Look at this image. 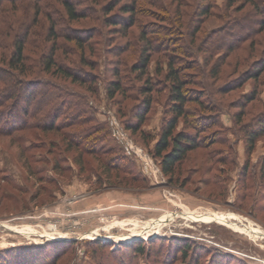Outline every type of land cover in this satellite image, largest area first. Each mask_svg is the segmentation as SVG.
Here are the masks:
<instances>
[{"label":"rangeland","instance_id":"1","mask_svg":"<svg viewBox=\"0 0 264 264\" xmlns=\"http://www.w3.org/2000/svg\"><path fill=\"white\" fill-rule=\"evenodd\" d=\"M0 7V56L8 60L13 37L23 41L32 72L20 77L22 91L35 94L20 96L0 120L4 129L24 127L0 134V257L44 246L68 247L56 264H264V0ZM52 52L76 81L43 70ZM169 65L200 104L185 105L199 146L168 178L154 173L152 151L168 107ZM250 131L260 136L246 155ZM139 245L144 252L135 255Z\"/></svg>","mask_w":264,"mask_h":264},{"label":"trees","instance_id":"2","mask_svg":"<svg viewBox=\"0 0 264 264\" xmlns=\"http://www.w3.org/2000/svg\"><path fill=\"white\" fill-rule=\"evenodd\" d=\"M2 1L6 0H0V4ZM9 1L13 2L14 0ZM63 5L68 16L72 20H75L77 18V14L75 13L74 9L71 8V5L67 2H64ZM125 12H128V10H125ZM49 30L51 34H56L52 25L49 27ZM15 31L16 30H11L9 33L11 34L12 32L15 34ZM55 37L57 38V36ZM74 39H77L79 41V37ZM74 39L71 38V40ZM77 40H75V42L79 44V47L81 49H83V44L79 43ZM23 44V41H16L13 37L11 40V52L9 54L8 60L5 61L4 58L0 56V120L1 116H5V113L11 114L12 112L17 110L15 108L10 109V107L15 106V103H17L20 96H23L24 98L26 95H29L31 98V96L33 95V97H35L34 90L30 91L29 93L28 90H26V95L24 94V91H22V85L24 84V82L22 81V79H20V77L22 76L23 78L24 76L29 75V73L32 72V70L28 69L25 64L26 56L23 53ZM42 62V68L46 73H59L66 78H71V80L76 81V75L72 74V72L69 70H65V68L57 64V62L53 58V52L49 55V57L42 58ZM147 63L148 59L145 58L143 60L144 68ZM6 67L7 69H5ZM168 68V71L164 75L165 79L170 82L167 100L168 107L167 109H165L162 115L159 133L157 135V138L155 139L152 155L159 160L160 173L169 178L174 174L176 168H178L181 163H183L187 159L188 154L196 150V148H198L199 146L196 139L197 136H194L197 129L196 124L193 122L188 123L185 105L189 102L200 104V101L199 97L196 96V92H194L193 89H189L187 87L191 82L181 78L179 75L180 71L174 69L171 65H169ZM114 86L115 88L113 89L117 91L119 85L114 84ZM144 102V114L140 115L137 120L138 122H140L139 125L130 127V129L134 132H138L140 130V127L145 119L144 116L149 112L150 101L146 100ZM35 114L43 113L42 111H36ZM180 123H182L183 127L188 126L194 131L189 132L186 131L185 128L177 130ZM23 128L24 127H19V129H16L15 127H12L10 129H4L0 127V134H4L3 136H11L15 130L20 131L23 130ZM3 130L7 131L3 133ZM258 136H260L259 132H247L244 145V153L246 155L252 153ZM64 141H67V146L71 145L76 148H80V145L82 143V141L74 142L73 140L66 138H64ZM80 149L86 154H94V151L85 146ZM102 166L104 172L108 176L112 169L110 170L108 163L102 164ZM42 247H29L26 249H23L21 247H14L11 249H6L1 252L3 256L0 257V263L5 264L10 260L13 261L11 264H56L58 258L63 256L68 250V247H54L52 253H50L47 251L48 248ZM33 251L34 254L36 253L37 260H32L30 257ZM132 252L135 255H137V253L143 254V246H135ZM111 253H113V251H111ZM92 259H95L93 255ZM98 264L101 263L98 262Z\"/></svg>","mask_w":264,"mask_h":264},{"label":"built area","instance_id":"3","mask_svg":"<svg viewBox=\"0 0 264 264\" xmlns=\"http://www.w3.org/2000/svg\"><path fill=\"white\" fill-rule=\"evenodd\" d=\"M118 139V138H117ZM119 140V139H118ZM121 141V140H120ZM126 144L124 145V150H125V152L127 153V154H130V151H131V147H130V145L127 143V142H125ZM148 159V162H144L145 164L143 165L144 166V171L145 172H148V169H147V166L150 168V163H151V161H150V159L149 158H147ZM154 170V173L155 172H159V170L157 169V168H154L153 169ZM153 173V174H154ZM147 176H150L149 174L147 175Z\"/></svg>","mask_w":264,"mask_h":264},{"label":"crops","instance_id":"4","mask_svg":"<svg viewBox=\"0 0 264 264\" xmlns=\"http://www.w3.org/2000/svg\"><path fill=\"white\" fill-rule=\"evenodd\" d=\"M113 197H115V196H113Z\"/></svg>","mask_w":264,"mask_h":264}]
</instances>
